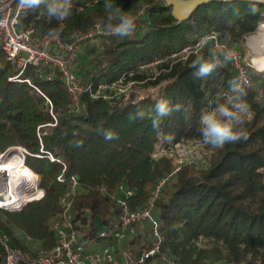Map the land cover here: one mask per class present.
<instances>
[{"label": "trees", "instance_id": "trees-1", "mask_svg": "<svg viewBox=\"0 0 264 264\" xmlns=\"http://www.w3.org/2000/svg\"><path fill=\"white\" fill-rule=\"evenodd\" d=\"M115 3L137 17L135 32L128 37L97 38L102 49L89 65L83 63L79 73L96 85L131 74L133 81L145 82L126 106L118 99L96 101L84 96L79 112H71L59 75L49 82L29 67L13 80L19 71L0 47V154L27 150L25 165L38 178L34 189L40 177L45 191L42 200L22 212L0 210V239L7 237L13 249L32 257L39 250L53 249L58 242L53 225L62 218L61 202L70 194L72 225L80 242L90 249L114 247L120 264H138L153 248L152 225H134L137 231L127 232L120 250L121 241L112 235L121 222L119 202L139 210L160 181L168 178L154 213L164 238L162 250L147 264H162L164 256L176 264H264V82L255 77L243 91L231 92L228 81L237 78L238 83V72L230 60L210 77L194 78L192 61L197 55L210 58L212 40L198 53L180 55L211 33L218 35L222 45L243 52L242 42L262 22L264 5H257L259 11L252 14L248 1H213L179 23L165 0ZM72 4L71 16L63 21L33 12L26 25L39 33L57 34L67 43L79 32L87 33L98 24L107 26L104 0H72ZM215 52L223 60L224 52ZM176 54L179 57L173 58ZM156 61H161L157 67L141 70ZM46 98L53 104L56 126ZM229 98L250 106L252 117L243 126L246 140L220 149L207 145L211 155L203 164L184 165L177 173L173 158L154 157L160 150L202 141L198 131L202 109ZM160 99L182 107L161 118L154 129L155 103ZM138 108L144 117L136 114ZM108 131L117 138L105 139ZM42 148L54 156V162ZM73 179L78 182L75 188ZM128 193L132 195L127 197Z\"/></svg>", "mask_w": 264, "mask_h": 264}, {"label": "built area", "instance_id": "built-area-1", "mask_svg": "<svg viewBox=\"0 0 264 264\" xmlns=\"http://www.w3.org/2000/svg\"><path fill=\"white\" fill-rule=\"evenodd\" d=\"M32 13V11L21 7L20 0H0V47L5 52L8 61L19 71V74L13 80H19L29 67L36 68L38 73L45 75L49 82H53L59 75L63 81L62 86L70 99L71 112H79L80 101L84 96H89L96 101L118 99L121 100V104L124 106L129 104L136 88L145 83L133 81V74L125 75L110 84L102 83L98 85L91 81H84L76 74V62L81 46L87 42H95L99 37L114 36L109 34L107 26L98 24L87 33L79 32L75 34L71 42L67 43L57 34L39 33L32 25H26V21ZM207 36L209 37L208 41H214V51L230 52L232 54L230 61H232L238 72V84L241 86V91L250 86L255 77H259L249 64L245 51L240 52L222 45L216 33H211ZM203 37H199L193 47L186 48L180 55L188 57L192 53H198L204 47V45L201 46L199 44ZM178 57L179 54L173 56V58ZM160 63L161 61H156L147 64L141 67V70H151ZM25 82L32 86L30 80H25ZM36 90L42 94L37 88ZM46 99L50 113L55 121L53 126H56L58 120L53 112V104L48 98ZM39 137H42L41 133H39ZM13 152H15V155L10 157ZM167 152L168 150H165L164 153L160 151L154 157L168 156L172 158ZM42 153L46 154L47 158L52 162L55 161L54 156L46 153L44 148H42ZM28 155L29 153L25 149H12L5 154H0V163L20 158L25 164ZM184 165L189 164H177L176 173ZM191 165L194 164L192 163ZM6 179L5 174L0 173V210L22 212L27 206L42 200L45 196V191L40 188V177L36 190H26L27 187L23 182L6 185ZM59 180L64 181L62 177ZM168 181V178L160 181L150 200L139 210L133 211L128 207L127 202H119L122 208L121 222L115 226L112 234L116 239L119 241L125 239L127 232L136 224L149 222L152 225V233L155 240L153 248L141 258L138 264H147L149 259L161 254L164 238L160 233V224L156 220L154 213L161 191ZM73 184L75 188L78 182L73 179ZM22 189L25 190L24 194L19 191ZM39 190L41 194L34 198V194ZM131 195L132 193H128L127 197ZM71 197L68 194L62 200V218L53 225L58 238L57 245L53 249L40 251L35 257H32L21 250L13 249L9 244V239L3 237L0 239L2 246V249H0V264H120L114 247L90 249L88 245L80 242L78 234L74 231L72 225L71 210L73 202L70 201ZM102 236H105V234ZM124 255L127 257V254L124 253ZM161 262L162 264H176L175 261L165 256L161 257Z\"/></svg>", "mask_w": 264, "mask_h": 264}, {"label": "clouds", "instance_id": "clouds-1", "mask_svg": "<svg viewBox=\"0 0 264 264\" xmlns=\"http://www.w3.org/2000/svg\"><path fill=\"white\" fill-rule=\"evenodd\" d=\"M249 12L256 14L259 9L257 5L264 4V0H249ZM20 5L26 10L37 12L38 15L47 17L49 20L56 19L63 21L72 14V0H20ZM104 10L107 18V30L109 34L119 37L131 36L137 26V17L122 10V7L115 3V0H104ZM209 40L204 36L199 44L206 45ZM223 60L215 51L210 54V58L205 59L197 55L192 61L191 67L196 71L192 73L194 78L204 79L210 77L218 68L231 59L230 52L222 53ZM251 67L257 73H264V58L253 60ZM231 92H240L241 86L237 83V78L228 81ZM209 101V106L212 104ZM180 104L172 105L167 99H160L155 103L156 116L152 121L153 128L159 127L161 118L169 116L173 111H180ZM136 114L144 117L142 109H137ZM250 115V106L246 101H233L231 98L225 103H217L215 107L202 109L199 120L198 131L204 144L214 148H223L226 144L236 143L242 139H247V132L244 130L246 118ZM129 120L133 117L129 115ZM159 135V133H157ZM116 134L112 131L105 133V139H115ZM171 139V136L167 137Z\"/></svg>", "mask_w": 264, "mask_h": 264}, {"label": "rangeland", "instance_id": "rangeland-1", "mask_svg": "<svg viewBox=\"0 0 264 264\" xmlns=\"http://www.w3.org/2000/svg\"><path fill=\"white\" fill-rule=\"evenodd\" d=\"M261 24H262V22H261ZM257 35H258V31L255 34H253L252 36L256 37ZM249 38H250V36L247 39H245V41L243 42L242 51H245L246 55L248 56L249 64L252 65V62L256 58V55L254 53L253 48L250 46V40L252 38L250 40H248ZM101 49H102L101 39H97L95 42H88V43L81 46L80 51H79V57H78V60L76 62V74L82 80H83V77H81L80 73H79L81 66L83 65L84 62H85V66L89 65L88 63L93 58L95 53H97ZM262 52H264V50ZM255 73L257 76L260 77V79L262 81H264V73H257L256 71H255ZM251 117L252 116L249 115L247 118L251 119ZM160 151H161V153L165 152V150H160ZM167 154L172 156V158L176 164L185 163V164H189L188 166H191L192 163L194 165L203 164L204 161L209 158V156L211 155V152L209 151L208 146H206V144L203 143V141H192V142L184 143V144L177 146L176 148H173L171 150H168ZM11 156L12 155H10V157ZM3 160H1V161H3ZM37 181H38V178H37ZM37 181L31 186L30 190H36L37 189V188L34 189V186L37 183ZM131 229H132V234H134L137 231V229H135L133 227ZM133 230H134V232H133ZM127 239H128V236H126L125 239L121 240V242L119 244L120 250L123 249V246H124L123 244L126 242ZM40 251H43V250H39L38 252H40Z\"/></svg>", "mask_w": 264, "mask_h": 264}, {"label": "bare ground", "instance_id": "bare-ground-1", "mask_svg": "<svg viewBox=\"0 0 264 264\" xmlns=\"http://www.w3.org/2000/svg\"><path fill=\"white\" fill-rule=\"evenodd\" d=\"M261 27H264V16ZM250 46L253 48L256 58L254 60L264 58V28L258 31V35L250 40ZM0 173L5 174L7 177L5 184L13 185L22 183L26 185V190L30 189L31 186L37 181V176L31 172L20 158H14L9 162L0 163ZM22 194L25 193V190ZM41 191L39 190L34 194V198L39 196Z\"/></svg>", "mask_w": 264, "mask_h": 264}, {"label": "water", "instance_id": "water-1", "mask_svg": "<svg viewBox=\"0 0 264 264\" xmlns=\"http://www.w3.org/2000/svg\"><path fill=\"white\" fill-rule=\"evenodd\" d=\"M213 1L232 2L237 0H165L167 6L173 8V17L179 23L187 21L188 19H190V17L199 7L211 3ZM239 1L249 2V0H239ZM261 28L264 27H261L260 25L257 31H259ZM253 37L255 36H250L248 40H250Z\"/></svg>", "mask_w": 264, "mask_h": 264}]
</instances>
